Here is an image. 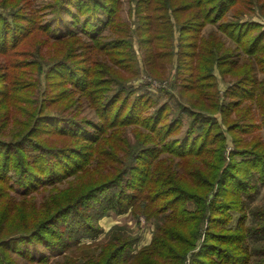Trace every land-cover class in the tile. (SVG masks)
Masks as SVG:
<instances>
[{
  "label": "trees",
  "instance_id": "obj_1",
  "mask_svg": "<svg viewBox=\"0 0 264 264\" xmlns=\"http://www.w3.org/2000/svg\"><path fill=\"white\" fill-rule=\"evenodd\" d=\"M31 1L0 0V264H264V211L251 207L264 145L248 140L264 129V81L241 64L255 59L264 74V30L239 19L250 0H131L135 29L118 22L120 0H54L51 19ZM208 26L217 33L204 37ZM132 36L151 75L174 55L192 61L185 78L177 62L178 98L129 84L140 71ZM81 42L84 69L67 61ZM216 70L232 81L222 94ZM242 103L248 118L225 129L212 115ZM128 213L154 223L148 246L117 226L86 244L102 219Z\"/></svg>",
  "mask_w": 264,
  "mask_h": 264
},
{
  "label": "rangeland",
  "instance_id": "obj_2",
  "mask_svg": "<svg viewBox=\"0 0 264 264\" xmlns=\"http://www.w3.org/2000/svg\"><path fill=\"white\" fill-rule=\"evenodd\" d=\"M122 3V6L119 8V20L118 22L121 24L124 23H129L131 24V29H135V25H134V21L135 18L133 16V12L135 10V4L131 1V0H120ZM248 1V0H246ZM250 2V7L245 9L244 11V16H242L241 21H254V22H258L259 24H261L262 30H264V0H261V10L258 9L259 6L256 5V3L253 2V0L248 1ZM32 8H41L45 14H46V18L45 19H51L54 15V13H56V11H58L57 9V4L55 3L54 0H32L31 4ZM255 6V7H254ZM25 8H27V5L25 6ZM0 12H2L0 10ZM36 11L31 9V13H35ZM60 13V12H59ZM44 16V14H43ZM65 17L67 19H70L69 16L65 15ZM233 14L229 15V19H233ZM123 26H119V28L121 29ZM217 29H215L214 27L208 26L203 30V36H207L208 34L212 33V32H216ZM217 33V32H216ZM220 35V34H219ZM115 36L114 31H109L106 35V39L110 40L111 38H113ZM223 38V37H222ZM132 39L134 40V49H135V55L137 57V62L139 64V75L136 77L135 80H133L131 83L129 84H135V85H150V89L151 88H159L160 85V89L165 88L167 89L169 92L175 94V97L178 98L179 93H178V88L176 87V81L175 78L176 76V68H177V62L180 59V63H182L181 65V69H180V74L179 77L180 78H185L191 75V70H189L190 64L192 63V61L187 58L186 56L182 55L179 59H178V55H174L172 60L171 58L169 61L167 62L164 66H165V72H164V76L163 77H158L157 75L153 74L151 75L150 73H148L146 71V66H145V61H146V55H147V51L148 48L145 47L144 43H140L139 45L137 44V40L138 38L136 36H132ZM224 42H227L228 46L233 47L232 42L230 40H228L227 38H223ZM73 41H76L75 39H73ZM86 43H79L77 44V47L71 52L70 54V58L67 61H70V63L76 65L78 67V69H84L83 67L86 66H90L88 58H89V50L87 48L84 49H80V46L85 45ZM75 46V45H73ZM178 51V49H175V53ZM186 51H190L189 49H186ZM170 62H173V64L171 65V67L168 66V64ZM186 62V63H185ZM243 63H247L249 66V70L247 72V76L251 77V78H257L260 80L264 81V74H260V70L258 67V63L255 62V59H245V61H243L241 64ZM167 66L169 67L168 72H167ZM114 67V66H113ZM115 70H118L116 67H114ZM254 69V70H253ZM100 70L102 71H106V69L101 68ZM103 73V72H102ZM148 74V75H147ZM167 76L166 79H168L167 81H158V78H165ZM216 76H217V81L219 84V88L221 89V94L226 91V89L230 86V81L229 79H227L228 82H223V80L220 77V74L218 72V70H216ZM120 78V76H118ZM165 79V80H166ZM45 80V79H44ZM129 81V80H128ZM127 81V82H128ZM44 84V82L42 83ZM158 84V85H157ZM109 94L112 93L111 91L108 92ZM187 98H190V94L185 95ZM194 96V95H193ZM168 98H163L162 101H166ZM220 103H224V97H222V95H220ZM188 102L185 103V105H187ZM207 103H214V100H210L207 101ZM238 104V103H237ZM249 103L245 104L242 103L241 106H231V111L230 113H226V114H220L217 112H214L212 115L216 116L220 121H222V124L224 126V129L226 128L225 124L226 123H236V122H240L243 119H247L248 116V108H249ZM188 106V105H187ZM252 107H256L255 104H252ZM85 115L82 116H89L92 117L93 111L89 108L88 103L86 102L85 104ZM80 113H82V110L80 111ZM255 113V112H253ZM239 114H242V118L239 119ZM260 134H258V137L255 138L254 136V132L252 135H250V138H248V140H252L253 137V142L252 145L255 141H259L260 143L262 142L264 145V129H262V131L259 132ZM228 135V133H227ZM241 142H239L242 146L246 144V140L245 138H241L239 139ZM227 154L226 156H228L231 151H233L234 149V140L232 139L231 136L228 135L227 138ZM250 149H255V148H251ZM243 177H249L247 174H242ZM66 186L62 185L60 188L63 189ZM228 195L225 197V200H227ZM222 199H224L223 197H221ZM231 198V197H230ZM229 199V198H228ZM37 200L40 202L43 200V196H38ZM243 201V200H242ZM245 202V201H243ZM253 208H259V211H264V186L262 187L260 194L256 197L255 201L253 202L252 206ZM250 207V209H251ZM240 207L237 208L236 210H232L229 212V214L231 216H233V220L237 219V217L240 215ZM151 224H147L145 222V220L143 218H140V220H136V218L131 214L128 213L126 215H121V216H117L112 214L110 217L104 218L100 221V226L103 229V233L101 234V236L96 240H88L85 241L86 244H91L93 242H97V245H104L110 235V231L113 227H125L128 230H130L133 235L135 234H140L142 236L141 239V243L139 244V246L136 248L137 250H139L140 248H142V246H148L151 243L152 240V233L154 230V226L152 224H154L153 222H150ZM247 224H249L247 222ZM207 227V225L205 224L203 229L205 230ZM204 231L201 233V236H199V240H198V245L195 246V248L193 249L194 253H200L202 251L201 247L204 243ZM139 248V249H138ZM99 249H97L96 252H98ZM97 255V253L95 254ZM204 257V256H203Z\"/></svg>",
  "mask_w": 264,
  "mask_h": 264
},
{
  "label": "built area",
  "instance_id": "obj_3",
  "mask_svg": "<svg viewBox=\"0 0 264 264\" xmlns=\"http://www.w3.org/2000/svg\"><path fill=\"white\" fill-rule=\"evenodd\" d=\"M158 85V84H157ZM159 87H160V85H159ZM158 88V87H157Z\"/></svg>",
  "mask_w": 264,
  "mask_h": 264
}]
</instances>
